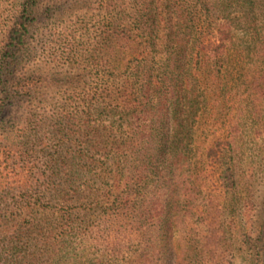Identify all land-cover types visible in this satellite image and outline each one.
<instances>
[{"label": "rangeland", "instance_id": "1", "mask_svg": "<svg viewBox=\"0 0 264 264\" xmlns=\"http://www.w3.org/2000/svg\"><path fill=\"white\" fill-rule=\"evenodd\" d=\"M21 3L0 0V65ZM34 10L20 92L0 103V264H264V0ZM174 39L216 41L224 66L192 81L183 112L172 94L161 110L179 162L159 194L118 189L113 143L136 114L121 117L116 92L138 66L160 71Z\"/></svg>", "mask_w": 264, "mask_h": 264}, {"label": "trees", "instance_id": "2", "mask_svg": "<svg viewBox=\"0 0 264 264\" xmlns=\"http://www.w3.org/2000/svg\"><path fill=\"white\" fill-rule=\"evenodd\" d=\"M39 2L40 0H22L19 16L7 35L0 65L2 106L10 104L20 92L12 68L17 54L26 43L34 22V9ZM199 14L196 11L195 17L198 18ZM179 34L180 32H176L170 35L176 38ZM190 42L175 39L168 41L164 46L166 59L160 71H148L146 66H138L134 74L124 78L121 89L116 92L118 104L115 108L121 117L125 119L132 111L136 114L130 117L135 120L129 119L128 122L129 136L118 141L120 145H117V142L113 143L112 166L117 172L115 183L118 189L130 184L145 188L147 186L144 184H147L155 189L153 193L156 196L166 185L168 176L172 174L174 162H179L176 155L168 153L173 151L174 144L177 143L175 138L168 137V129L159 114L168 106L170 94L177 102V112H183V100L192 89V81L194 92L201 85L200 77L210 75L224 66L223 53L219 51L221 47L216 45V41L202 39L196 43ZM152 71L158 72V75L154 76ZM143 112L154 115L149 125L141 121ZM110 207L117 215H122L125 211L123 204ZM104 214L108 212L105 211Z\"/></svg>", "mask_w": 264, "mask_h": 264}]
</instances>
